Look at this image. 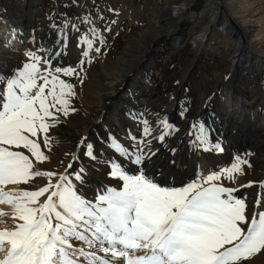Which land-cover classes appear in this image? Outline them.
I'll list each match as a JSON object with an SVG mask.
<instances>
[{
  "label": "snow or ice",
  "instance_id": "1",
  "mask_svg": "<svg viewBox=\"0 0 264 264\" xmlns=\"http://www.w3.org/2000/svg\"><path fill=\"white\" fill-rule=\"evenodd\" d=\"M70 26L79 31L66 18L50 24L51 44L33 34L37 46L25 52L26 62L0 71V205L10 209L0 210V264H249L264 253V180L237 182L251 167L250 154L237 152L223 165L206 158L189 164L181 158L180 130L167 114L129 109L126 115L140 130L127 131V146L106 130L98 138L108 149L102 152L83 136L75 151L65 153L62 170H42L52 129L75 112V85L61 77L82 84L94 42L105 44L100 30L91 28L92 39L78 37L76 47L83 48L77 66H65ZM178 104L183 119L188 109ZM153 115L158 135H152ZM190 127L197 132L194 139L187 133L185 153L225 151L204 122ZM101 170L104 179L94 175ZM38 178L40 186L33 187ZM254 184L250 204L241 189Z\"/></svg>",
  "mask_w": 264,
  "mask_h": 264
},
{
  "label": "bare ground",
  "instance_id": "2",
  "mask_svg": "<svg viewBox=\"0 0 264 264\" xmlns=\"http://www.w3.org/2000/svg\"><path fill=\"white\" fill-rule=\"evenodd\" d=\"M261 1L263 0H170L169 5L165 8L166 12L164 15H171L166 17L167 22L161 23V19L157 20L159 24L155 25L156 29L149 38L150 42L146 43L138 57L135 55L137 58H131L127 54L131 52L132 45L129 46L130 48L119 47L118 50L121 49L118 52L117 60L112 61L109 58V54L103 58V67L107 74L101 75L98 72L99 80L88 81L91 90L89 91L87 88L82 90V97L91 106L88 108V114L81 130L79 133L72 132V127H78L75 123L76 120L61 117L60 124L52 129V142L50 150H47L48 154L59 158L69 147H72L71 152L75 151L76 148L74 149V147L77 141L83 136H87L89 140L93 141L97 149L102 152L108 151L106 145L99 142V139L104 138L105 131L107 130L117 137H119L120 131L127 133L130 130L133 134H136L138 131L131 124L133 122L128 118L126 112L129 109L144 112L147 107L153 113L160 112L162 116L167 114L170 122H174L179 128V134H181L179 136L184 141L182 143L184 147L189 139L188 132L192 133L191 139L195 138L197 128L190 127L193 122H204L210 129V138L213 142L217 137L223 141L225 151L222 154L201 153L198 157L188 152L187 158L190 164L203 163L206 158L213 164L223 165L227 160L230 161L231 157L237 152L242 155L248 153L250 155L246 158L251 167L245 166V174L238 176L237 182L247 183L248 181L258 182L264 180V85L260 88L255 87V80L258 79L257 76L261 74V71H264V28L257 25L255 20H252L253 9L259 8ZM23 2L24 0H20L18 4L9 3V7H6V5L5 7H0V14L7 17V21L4 20L7 22V28L21 35L23 32L22 28L25 25L27 27L31 25L29 14L28 17L23 14ZM173 5L178 6L175 8ZM200 7L207 14H210L212 18L210 25L203 31L202 36H199L201 37L200 41L193 48L192 68L202 63V59L205 58L203 56L213 53L215 55L220 54L221 57L226 58L223 64L228 74H236L239 77L237 68L239 64L242 65L243 63L246 64L245 67L250 69L247 77L243 79L239 78L236 84L229 83L227 80L218 81L219 79H217V82H220L218 84L214 80L215 89L222 94V97L219 98L211 97L205 88H202L203 86L197 88L194 83L190 90L187 89L186 82L187 78L191 77L189 74L191 68L185 71L179 84L170 93L160 86L155 87V84L152 82L156 77V70H158L155 62L151 60V57L156 53L154 51L158 49L161 43L167 42L170 39H172L171 42L174 41V45H177L181 40L187 38L186 36L189 33L181 27L184 24L182 22L186 18V12H191L192 17H194L195 11L193 10ZM175 17L178 19H175ZM196 17V23H199L200 20H205V18L203 19V17L198 15ZM226 18L238 30H234L240 38L238 44L229 45L228 43L227 36L229 33L225 32L226 27L223 22ZM54 20L56 24L59 23L57 18H54ZM240 21H244V23L242 22L243 24H241ZM216 26L220 28L222 33H219V35L217 33V35L227 43L224 45V48L228 52L221 49L223 46H218L216 49L213 48L211 40L209 41L217 32ZM251 26L255 27L251 29ZM195 28L193 27L191 30ZM156 31L158 32L156 33ZM33 34L37 42L43 41L41 32L35 31ZM102 35L104 36L103 33ZM0 41L3 42V40ZM69 44L68 39L66 54L69 57L67 56L66 61H62V63L65 66L69 64L77 66L72 46H69ZM36 46L33 43V45H30V50H35ZM250 58L253 59L251 63L250 60L252 59ZM243 59H246L248 62H245ZM9 65H11L9 68L11 70L21 64L0 56V71ZM219 68L221 69L222 66ZM92 70L88 68L86 72L90 74L93 72ZM145 78L148 79L147 82H144L143 79ZM130 92L132 93L131 95L129 94ZM169 97H173L174 99H170ZM179 101H183L184 106L188 109L183 119L178 116ZM87 117L94 118V120H89ZM149 119L152 121L151 127L154 131L158 127L155 123V116H150ZM95 120H97L96 123H94ZM249 120L253 123H248ZM242 136H250L252 138L251 144L256 142L255 144L259 148L261 147L260 150L256 147L252 148L253 151L248 148L238 149L237 146L242 141ZM118 142H120L119 138ZM129 143L130 140L127 139L126 142L121 144L127 146ZM55 163H58V161H55ZM64 163H67V159H64ZM46 164L47 161L42 170H48ZM84 164L85 166H91L87 160H84ZM49 165L51 166L52 162ZM60 170H62V167ZM246 172L251 174L250 178L246 176ZM94 175L98 179H104L103 170ZM105 182L108 184L113 183L110 180H106ZM241 192L247 193L248 201L251 204L254 202L257 186L254 184L251 188L241 189ZM92 196L93 192L89 191L88 198L91 199ZM249 264H264V253L256 254L251 258Z\"/></svg>",
  "mask_w": 264,
  "mask_h": 264
},
{
  "label": "rangeland",
  "instance_id": "3",
  "mask_svg": "<svg viewBox=\"0 0 264 264\" xmlns=\"http://www.w3.org/2000/svg\"><path fill=\"white\" fill-rule=\"evenodd\" d=\"M169 1L170 0H75V2L73 3V0H24L23 14L27 17L29 14L31 25H29L28 27L27 25H25L22 28V35L18 33L16 34L14 30L11 31L9 28H7V17L0 14V40H3V42L0 41V56L6 57L12 60V62L15 61L18 64L22 65L23 62H26L25 52L31 51L30 45H33V32H41L43 41L51 44L52 39L55 38V33L52 29H50V24H56L54 18H57V20L59 21L57 25H62L64 19L66 18L71 23L76 24L79 29V31L76 32L71 29V26L68 29V39L70 42L69 46H72L73 54L75 56L74 58L76 61L75 63H77V61L81 58V50L83 48V45H81L80 47H76L78 37L80 35L86 34L90 39H92L93 37L90 29L93 27L99 29L100 33L104 34L105 44L100 45L98 40L94 42V47L90 52L92 63L86 64L87 58H85V63L83 64L84 71L80 73V76L83 79V83L81 84L75 77H61L68 82L74 83L75 85L74 90L76 94L72 99V107L75 108V112L70 113L67 118L76 120L75 123L78 127H72V132L79 133L82 125L84 124V121L86 120L88 108L89 106H91V104L89 102H86L82 97V90L84 88L89 89V91L91 90V86H89L88 81L99 80L100 78L97 74L98 72L101 75L107 74L105 68L103 67V58L107 54H109V58L112 61L117 60L118 52L121 49L120 48L118 50V48L123 46L130 48V45H132L131 52H128L127 54L131 58H137L146 43L150 42L149 38L156 29L155 25L159 24L157 23V20L161 19V23H164V21L167 22L166 17H168V15H171H164L166 12L165 8L169 5ZM19 2L20 0H0V7H5V5L6 7H9V3L18 4ZM173 6L177 8L176 6L178 5ZM109 9H111L112 11H110ZM253 10L254 14L252 15V20H255L257 25H260L264 28V0L261 1L259 8H254ZM193 11H195L194 17H192L191 12H186V18L182 22L184 24L181 26L190 35L188 34L189 36L187 35V38L181 40L177 45H174V41L171 42L172 39H170L167 42L161 43L158 49L154 51L156 53L153 55V57H151V60L155 62L158 70H156L157 74L152 82L155 84V87L160 86L162 89L170 93L178 85L176 82H180L185 71L191 68V72L189 71L191 77H188V80L186 82L187 89L190 90L194 83L197 88L203 86L202 88H205V90L209 93V95H211V97L219 98L222 97V94H220L219 91L215 89L216 86L214 85V80H216V82L217 79H219L218 81H225V76L227 75L229 76L227 82L236 84L238 83L239 78L243 79L247 77L250 69L245 67L246 64L243 63L242 65L239 64L237 68V70L239 71V77H237L236 74H228L226 67L223 64L226 58L221 57L220 54L215 55L213 53L203 56L205 58L202 59V63H199L195 68H192L191 65L193 59V48L196 46V44H198V41H200L201 37L199 36H202L203 31L207 29V26L210 25V21L212 18V16L210 17V14H207L205 10H202V7ZM197 15L203 17V19L205 18V20H200L199 23H196ZM86 16L89 17L91 21L90 23L83 22L82 18ZM100 17H102L103 19H100ZM175 19L178 18L175 17ZM112 21H115V23H112ZM236 21L238 22V20ZM223 22L225 23L226 27L225 32L229 33L227 36L229 45L238 44V40L240 38L239 35H237V33L235 32L238 31L237 28L233 27L232 24H230L229 20H227V18L226 20H223ZM242 22L244 23V21H240L241 24H243ZM195 25H197L196 28ZM106 26L110 29V31H104V28ZM193 27L195 29L191 30ZM254 27L255 26H251L250 28L253 29ZM216 31L217 32L215 36L209 39V41L211 40L210 42L213 45L212 47L216 49L218 48V46H223L221 49L227 51L226 48H224V45H226L227 43L223 41L220 36H218L219 33H221V30L218 26H216ZM157 32L158 31H156V33ZM95 47L101 48V52L99 54L95 53ZM67 56L69 57V55L65 53L64 61H66ZM243 60L245 62H248L246 59ZM251 62H253V59L250 60V63ZM221 66L222 68L220 69L219 67ZM10 67L11 65L7 66L4 70L1 71L7 72L8 70H10ZM88 68L90 70H92L93 68V72L91 71L92 73L88 74L86 72ZM257 78L258 79L255 80V87L260 88L262 85H264V71H261V74L257 76ZM145 79H143L144 82H147L148 79ZM217 83L220 84V82ZM87 118L92 121L94 120V118ZM96 122L97 120H95L94 123ZM249 122L251 124L253 123L250 120L248 121V123ZM131 124L134 125L133 127H135L137 131L140 130L136 123L133 122ZM159 129L160 127L158 126L154 131L152 130V135H157V133L160 131ZM118 138L121 143L126 142L127 139L129 140L126 133L122 131H120V135ZM251 143L252 138L250 136H242V141L238 143L237 147L238 149L248 148L252 151V148L256 147L260 150L261 147L259 148V146L255 144L256 142L254 143L255 146ZM179 147L181 149V158L188 157L189 153H185L183 151L184 146L182 143L179 144ZM71 151L72 147H69L65 153H71ZM65 153L57 158V156L49 155L47 152L50 158H52L47 161V169L60 170L62 167L61 162H64V159H68L65 156ZM55 161H58V163H55ZM51 162L52 165L50 166L49 163ZM248 174L249 173L246 172V176L251 177V174ZM40 183L41 180L40 178H38L37 183L33 187L40 186ZM0 210L10 211V209L6 207V205H0Z\"/></svg>",
  "mask_w": 264,
  "mask_h": 264
}]
</instances>
